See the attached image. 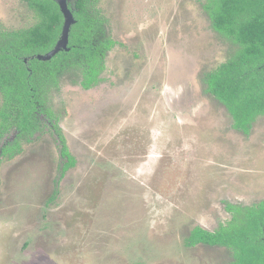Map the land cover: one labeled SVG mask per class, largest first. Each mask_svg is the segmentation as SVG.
Returning a JSON list of instances; mask_svg holds the SVG:
<instances>
[{
    "label": "rangeland",
    "instance_id": "rangeland-1",
    "mask_svg": "<svg viewBox=\"0 0 264 264\" xmlns=\"http://www.w3.org/2000/svg\"><path fill=\"white\" fill-rule=\"evenodd\" d=\"M205 4L101 0L118 43L107 80L63 79L51 94L75 166L61 177L48 132L0 160V264L232 263L225 247L186 241L227 223V204L264 200V115L245 134L207 91L236 47ZM37 21L25 1L0 0L1 29Z\"/></svg>",
    "mask_w": 264,
    "mask_h": 264
},
{
    "label": "trees",
    "instance_id": "trees-1",
    "mask_svg": "<svg viewBox=\"0 0 264 264\" xmlns=\"http://www.w3.org/2000/svg\"><path fill=\"white\" fill-rule=\"evenodd\" d=\"M37 15V23L27 29L0 30V138L12 129L17 139L2 146L4 158L20 154L21 141L44 130L40 115L53 122L50 101L59 90L58 75H83L84 88H91L104 67V52L113 41L100 40L105 18L97 8L99 0H73L68 51L50 61L33 59L29 67L24 57L52 50L59 39L64 16L53 0H23ZM213 27L236 47L226 62L206 75L207 91L223 103L236 130L250 133L256 119L264 115V0H206ZM98 37V38H97ZM96 45L97 48H96ZM94 52V54H93ZM55 124V123H54ZM58 129V125H54ZM61 177L75 166V158L64 143ZM231 219L215 231L195 227L186 244L225 247L232 252L231 264H264V200L251 206L227 204Z\"/></svg>",
    "mask_w": 264,
    "mask_h": 264
},
{
    "label": "flooded vegetation",
    "instance_id": "flooded-vegetation-1",
    "mask_svg": "<svg viewBox=\"0 0 264 264\" xmlns=\"http://www.w3.org/2000/svg\"><path fill=\"white\" fill-rule=\"evenodd\" d=\"M72 2H73V0H68L67 1V4H68V7L70 8V9H72ZM101 3V0H99L98 1V3H97V8L98 9H100V11H101V13L103 14V16H104V18H105V27H104V34L103 35H100L99 36V39L100 40H104V39H110L111 41H113V44L111 45V47L110 48H108V49H106L104 52H102L101 51V48H97V46L98 45H96V48H97V54H99V55H103V61H104V67H103V69L99 72V74H98V76H97V81H96V83H94L95 85H93L91 88H84L81 84H83V79H84V77H83V75H81L79 72H77L78 74L77 75H75V73H72V72H63V73H60L59 75H58V84H59V90H60V84H61V82L63 81V79H66V80H68L69 81V83L70 84H74V85H79L80 87H82L83 89H85V90H90V89H92L93 87H95V86H97V85H99V84H101V83H103V82H105L106 80H107V76H106V74L104 73V72H106V70H107V64H106V58H107V56H108V53L109 52H111L116 46H118V43H117V41L114 39V37H113V32H112V29H111V27H110V20H109V17H108V15L106 14V12L105 11H103L101 8L102 7H100L99 8V4ZM34 26V25H33ZM32 27V26H31ZM30 28V27H29ZM27 29V28H26ZM0 30H4V29H1L0 28ZM20 30H23V29H20ZM5 31H10V30H5ZM12 31H14V30H12ZM62 33V32H61ZM61 37V34H60V36H59V38ZM98 38V37H97ZM59 40V39H58ZM57 40V41H58ZM57 43V42H56ZM56 45V44H55ZM69 45V44H68ZM55 47V46H54ZM51 50H49L48 52H45V53H39V54H36V55H33V56H30V57H24V59H23V61H24V63L26 64V66L29 68V71L31 70V68L29 67V63H30V61L31 60H33V59H37V60H40V61H50L54 56H56V55H54L51 59H49V60H43V59H40L39 58V56L40 55H47L49 52H50ZM62 51H68V50H66V49H63V50H61L60 52H62ZM93 54H94V52H93ZM52 92H54V91H52ZM52 92H51V94H52ZM57 92V91H56ZM51 94H50V96H49V98H50V101H51V106H52V109H53V112H54V115H55V120L53 121V122H50L47 118H46V115H44V114H41L40 115V120L43 122V125H46L47 127H45L44 128V130L43 131H41V132H37V133H35L34 135H32V137H30V139H31V141L32 140H34V139H36V138H38L39 136H41V135H43V134H45V133H51V134H53V135H55L56 137H57V139L59 140V143L61 144V151H62V149H63V146H64V143L67 145V143H66V140H65V138L63 137V130H62V128H61V126H60V117H59V114L57 113V111L54 109V106H53V102H52V97H51ZM0 95H1V98H2V103H1V106H2V104H3V96H2V94H1V92H0ZM1 106H0V108H1ZM56 125H58V129H56V128H54V125L55 124ZM18 131L16 130V129H12L9 133H7L3 138H0V160L2 159V158H4L2 155H1V152H2V146L5 144V143H7V142H12V141H14L15 139H17V137H18ZM11 134H14V135H12V138H10V136H11ZM26 141H21L20 142V145H21V147H22V145H23V143H25ZM27 142H30V141H27ZM68 147V146H67ZM63 161V160H62ZM61 165H62V163H61ZM190 236V235H189ZM200 245V244H199ZM201 245H203V244H201Z\"/></svg>",
    "mask_w": 264,
    "mask_h": 264
},
{
    "label": "water",
    "instance_id": "water-1",
    "mask_svg": "<svg viewBox=\"0 0 264 264\" xmlns=\"http://www.w3.org/2000/svg\"><path fill=\"white\" fill-rule=\"evenodd\" d=\"M53 1H55L60 7V10L64 16V24L62 28L61 37L57 41L55 47L47 55L39 56V58L43 60H49L54 55L59 53L61 50L69 49L68 44H69V36H70L71 27L76 22L71 9L68 7V4H67L68 0H53Z\"/></svg>",
    "mask_w": 264,
    "mask_h": 264
}]
</instances>
